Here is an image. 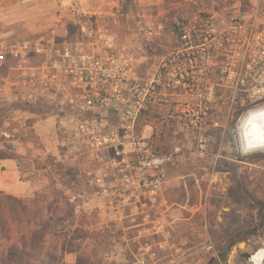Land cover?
Returning <instances> with one entry per match:
<instances>
[{"label": "rangeland", "instance_id": "obj_1", "mask_svg": "<svg viewBox=\"0 0 264 264\" xmlns=\"http://www.w3.org/2000/svg\"><path fill=\"white\" fill-rule=\"evenodd\" d=\"M253 13L264 20V0H0V55L19 51L32 64H41L46 56L42 48L86 41L101 30L135 60L143 79L152 80L161 63L175 79L185 26L192 30L195 19L207 14L227 24ZM19 73L17 59L0 63V152L19 156L15 161L21 181L32 185L31 198L45 200L44 208L52 214L41 251L21 264H69L66 256L74 253L80 264H110L116 255L121 256L117 264H133L142 245L153 243L158 249L163 236L139 241L138 223L132 221L125 224V233L132 236L127 244L96 201L84 209L69 201L67 189L80 183L79 172L59 160L61 138L46 130L55 108L21 98ZM216 93L221 94L218 86ZM196 103L192 91L171 84L167 102L153 110L152 129L143 131L174 157L166 184L173 205L169 244L146 264H215L217 247L226 246L228 231H255L227 255L226 264H249L250 256L264 247V151L240 153L230 131L239 114L226 116L224 101H212V114L202 129L196 128L193 116L182 113ZM33 128H45V133ZM201 140L208 146L205 153L198 149Z\"/></svg>", "mask_w": 264, "mask_h": 264}, {"label": "built area", "instance_id": "obj_2", "mask_svg": "<svg viewBox=\"0 0 264 264\" xmlns=\"http://www.w3.org/2000/svg\"><path fill=\"white\" fill-rule=\"evenodd\" d=\"M190 29L181 31L175 79L165 63L152 80L143 79L135 60L122 54L114 37L101 30L86 41L42 48L46 56L41 64H32L19 51L0 55L1 64L18 60L21 98L55 108L51 119L61 138V161L79 172L80 183L67 189L69 201L82 209L96 201L127 244L132 236L125 233V224L132 221L138 223L139 241L161 235L158 249L169 244L168 213L173 205L166 184L174 157L156 153L150 136L143 133L146 126L139 130L141 118L167 102V88L175 84L192 91L197 103L182 113L193 116L191 123L198 129L212 114L214 100L226 102L228 117L264 104V20L259 14H242L227 24H219L214 15H202ZM207 148L201 140L199 151ZM142 249L133 264L158 259L153 243ZM120 259L116 255L110 264ZM255 264H264V252Z\"/></svg>", "mask_w": 264, "mask_h": 264}, {"label": "trees", "instance_id": "obj_3", "mask_svg": "<svg viewBox=\"0 0 264 264\" xmlns=\"http://www.w3.org/2000/svg\"><path fill=\"white\" fill-rule=\"evenodd\" d=\"M155 117L153 114L144 115L139 130L149 125ZM156 146H153L156 153H166L164 145ZM2 159H19V156L1 151ZM44 203L45 200L38 195L30 199H18L0 193V264H21L22 259L31 260L41 251L52 215L48 207L44 208ZM254 234L255 231H228L226 246L217 247L218 258L215 264H226L232 248Z\"/></svg>", "mask_w": 264, "mask_h": 264}, {"label": "clouds", "instance_id": "obj_4", "mask_svg": "<svg viewBox=\"0 0 264 264\" xmlns=\"http://www.w3.org/2000/svg\"><path fill=\"white\" fill-rule=\"evenodd\" d=\"M239 151L242 155L264 151V104L255 105L236 117L233 127ZM264 252V247L260 249ZM259 253L250 257L249 264H255Z\"/></svg>", "mask_w": 264, "mask_h": 264}, {"label": "crops", "instance_id": "obj_5", "mask_svg": "<svg viewBox=\"0 0 264 264\" xmlns=\"http://www.w3.org/2000/svg\"><path fill=\"white\" fill-rule=\"evenodd\" d=\"M51 125L48 126L47 132L51 133L54 130L53 121L49 120ZM146 128H151V126H146ZM36 129L37 133L40 134L45 133L43 129ZM155 144H153L154 146ZM176 148L178 146L176 145ZM20 151V150H19ZM20 153L18 155H22L21 151L17 152ZM59 160L61 159V153L58 155ZM32 185L27 181H21L19 177V167L16 163L15 159H2L0 160V193L5 195L13 196L18 199H30L32 197ZM168 197V193L166 192ZM169 199V198H168ZM80 256L77 253L71 254L70 258L66 256V261L69 264H80ZM100 264H103L102 261Z\"/></svg>", "mask_w": 264, "mask_h": 264}, {"label": "bare ground", "instance_id": "obj_6", "mask_svg": "<svg viewBox=\"0 0 264 264\" xmlns=\"http://www.w3.org/2000/svg\"><path fill=\"white\" fill-rule=\"evenodd\" d=\"M263 254V252H259V256H261Z\"/></svg>", "mask_w": 264, "mask_h": 264}]
</instances>
